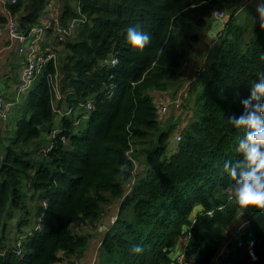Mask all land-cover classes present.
Segmentation results:
<instances>
[{"label": "trees", "instance_id": "1", "mask_svg": "<svg viewBox=\"0 0 264 264\" xmlns=\"http://www.w3.org/2000/svg\"><path fill=\"white\" fill-rule=\"evenodd\" d=\"M55 1L63 23L75 17L85 21L65 42L60 65L49 62L21 95L14 135L6 144L0 140V264H56L62 252L65 257L79 255L90 238L76 226L99 222L105 206L117 200V218L101 239L105 262L174 264L171 251L189 228L188 257H195L196 264H210L242 215L249 225L228 244L219 264H264V211L231 203L234 182L223 171L226 160L242 159L238 145L245 136V130L234 128L228 118L243 112L240 100L264 74V30L253 19L255 8L246 6L242 20H237L244 7L239 0ZM48 2L17 0L8 9L28 31ZM215 10L228 11V17L203 75L206 81L195 113L180 129L176 151L156 163L166 154L178 125L159 121L154 94L176 87L178 70ZM132 25L150 35L145 48L128 44L127 28ZM112 56L118 58L114 66L109 64ZM49 74L60 75L63 99L58 107L73 108L70 115L76 119L88 114L87 125L75 131V122L63 116L60 133L46 145L52 143L53 148L39 154L44 145H33V140L47 124L49 135L55 129L57 99ZM89 99L95 109L76 115ZM136 163L147 168L134 175ZM133 177L135 183L126 193ZM28 190L32 198L42 192L48 209L43 230L35 232L24 243L23 254L17 255L9 248L15 243L7 244L8 223L18 210L19 234L30 222ZM197 206L202 210L195 212ZM136 245L144 251L132 252Z\"/></svg>", "mask_w": 264, "mask_h": 264}, {"label": "built area", "instance_id": "2", "mask_svg": "<svg viewBox=\"0 0 264 264\" xmlns=\"http://www.w3.org/2000/svg\"><path fill=\"white\" fill-rule=\"evenodd\" d=\"M17 0H11L10 3H15ZM255 1V0H251ZM43 16L38 20V22L32 26L28 31H24L20 26L19 16L15 13H12L8 9V19L5 24H0V37L2 29H7L10 37L17 42V50L20 55L23 56L20 74H19V83L16 86L17 97H20L22 94L29 91L32 87V83L35 79L44 72L45 67L49 62H56L57 50L59 46L65 44L70 36L73 35L75 29L81 21H85L84 17H75L68 20L67 23H63L60 18L59 4L55 0H50L46 7L43 10ZM213 17L222 19L224 24L227 21L228 11L215 10L213 12ZM47 32H51L55 38V43L49 47H43L44 36ZM220 37V36H219ZM218 37V38H219ZM217 38V39H218ZM217 43V40H215ZM50 42V41H49ZM216 45V44H215ZM214 45V46H215ZM209 53V52H208ZM118 63V58L112 56L109 59V64L114 66ZM208 67V59L205 56L199 67L195 71L194 79H198L204 75ZM48 78L53 83V86L56 91L55 99H63V95L59 91V80L57 75L53 76L52 74L48 75ZM190 89L187 87L182 88L177 92L176 97L174 98L173 105L176 110H182V107L189 96ZM163 95L166 93H162ZM54 99V100H55ZM156 101V106L158 108L159 121L162 120V117L166 116L168 112V104L161 101V96H154ZM17 104V101L12 102L7 100L4 96L0 95V119L6 122L11 114L13 106ZM80 107L84 108L88 113L95 109V104L92 99H89L85 103H81ZM54 110L56 113L67 116L73 112V108L61 109L54 101ZM80 119L77 118L75 124L78 125ZM60 133L59 129H54L52 131V137H56ZM64 143H67L66 136L61 137ZM174 139L176 141L182 140V134L180 130L177 131ZM53 148V144L50 143L48 146L44 145L40 147L39 154H45L50 149ZM138 164L136 163V169L133 174L138 173ZM135 182V177L128 183L126 186L130 187ZM48 209V201L46 198L41 200V209L35 220L31 224H28L23 232L19 234L16 238L15 244L10 250L14 251L17 255L23 254L24 243L34 235L35 232H40L44 228V215L45 211ZM207 214L212 215L213 211L209 210ZM117 216L113 219V223L116 220ZM98 225V222L89 224L90 227ZM249 225V219L245 216L239 215L231 228L228 234L225 236L224 242L220 247L218 254L214 257L213 261L210 264H219L221 259L224 257L228 244L238 235H240ZM189 229V228H188ZM186 230V233L182 235L179 239L178 244L172 249L171 257L174 264H196L192 258H189L188 253V244L191 238L190 230ZM182 247L184 250L185 256H178L174 254V249ZM7 248V249H9ZM80 255V254H79ZM79 255L72 257H66L65 262L61 264H80ZM63 259V258H62ZM58 264V263H57Z\"/></svg>", "mask_w": 264, "mask_h": 264}, {"label": "clouds", "instance_id": "3", "mask_svg": "<svg viewBox=\"0 0 264 264\" xmlns=\"http://www.w3.org/2000/svg\"><path fill=\"white\" fill-rule=\"evenodd\" d=\"M253 19L264 30V0H255ZM150 39V35L139 25L127 28L126 40L134 49L145 48ZM260 59L264 60V54H261ZM240 103L243 112L238 117H229L228 123L234 128L245 130V136L238 145L242 159L235 163L226 160L223 171L234 182L231 187V203L241 209L255 208L264 211V74L252 83L247 97L242 98ZM143 251L140 245L132 248V252L136 254ZM173 251L175 255L185 256L182 247ZM252 258L256 259L254 254Z\"/></svg>", "mask_w": 264, "mask_h": 264}, {"label": "crops", "instance_id": "4", "mask_svg": "<svg viewBox=\"0 0 264 264\" xmlns=\"http://www.w3.org/2000/svg\"><path fill=\"white\" fill-rule=\"evenodd\" d=\"M10 1L11 0H0V24H5L8 19V4L10 3ZM239 1H240V4L244 6L243 8L249 5L251 6L252 4L251 0H239ZM210 25L211 23L202 32L200 40L197 43H195V46L192 49L191 55L189 56L187 62L178 70V82L176 84V87L164 95L158 92L154 94L156 96H161V101L168 104V112L166 116L164 117V121L162 122L160 121L161 123L165 124L167 120H171L173 123H177L178 127L182 126L183 123L180 122V119L177 118V112H176V109L174 108L173 101L178 91H180L184 87L189 88L191 91L192 85L196 83V81L198 80V79H194V75H195L196 69L199 67V65L205 58V54L209 52L208 50H209L211 40L208 37L207 32L210 28ZM54 43H55V38L53 34L51 32H47L44 36L43 47L44 48L49 47L53 45ZM17 48H18L17 42L14 41L10 37V35L7 32V29L3 28L1 32V37H0V95L4 96L7 100L12 101V102L19 101V97H17L16 86L19 83L20 68H21V64L23 60V56L18 53ZM210 55H209L208 60H210ZM55 104L59 105V102L57 101L55 102ZM15 106H13V109L15 108ZM60 108L65 110L67 109V106L65 104H62ZM190 111L191 109L189 110V112L185 113V116L183 117L184 119L185 117H188L189 119L190 117H192V114ZM80 112L85 114L86 111L85 110L77 111V109L75 110L76 115L80 114ZM87 116L88 114H85L83 117H87ZM3 122L4 121L0 119V124L2 125V127H0V133L2 134H4L3 132H5L4 130L5 128L3 127L4 125ZM184 125H187V122L184 123ZM50 138H52V134L47 137L48 141L50 140ZM140 165L141 167H140L139 172H141V169L143 168V164H140ZM119 204H120V201L117 200L111 205H106L102 220L99 221L100 227L99 228L94 227L97 230L92 231L89 234L84 233L88 235L90 239H89L88 247L84 251H82L79 255L81 264H97L98 251L96 249L99 243H101V239L103 236L102 228L105 229L104 225L107 224L108 217L110 219L111 215L118 213ZM197 207H196L197 209L195 210V212L202 210L201 206H197ZM82 226H86V225H82ZM82 226L76 227L77 232H79V229ZM60 256H61V259L62 258L63 259L59 261L58 263H62V262L66 263L65 262L66 257L64 256L63 252L60 253Z\"/></svg>", "mask_w": 264, "mask_h": 264}, {"label": "rangeland", "instance_id": "5", "mask_svg": "<svg viewBox=\"0 0 264 264\" xmlns=\"http://www.w3.org/2000/svg\"><path fill=\"white\" fill-rule=\"evenodd\" d=\"M251 6H247V8L249 7H252V8H255V2L254 1H251ZM247 8H243L241 10V12H239L238 14H236V18L237 20H242V14L244 12H246V9ZM211 40V43H210V46H209V53L205 54V56L207 57V59L209 58V55L211 53H213V51H215V40H217V38H210ZM58 52H57V58H56V63L58 65H60V58L64 55V53L66 52V49L64 48V44L62 46H59L58 47ZM211 56V55H210ZM209 61V60H208ZM58 77L60 78V75H58ZM37 79H35L32 83V86L36 83ZM206 81V76H202L200 78H198V80L196 81V83H194L191 87V91L189 92V96L187 98V100L185 101L183 107H182V110H176L177 112V118L180 119V122H182V126H179L177 127V130L174 132L173 136L170 137L169 139V145H168V149H167V152L164 156H162L160 159H158L156 161V163H160L161 161H163L164 159L166 158H170V156L176 151V147H177V144H178V141H176L174 139L176 133L178 130L182 129L183 127H185L186 125H184V123L187 122V124L189 123L188 121H190L193 117V114L195 113V110H196V107H197V104H198V100H199V97L201 96V93H202V90H203V87H204V83ZM21 99H22V96L19 97V101L17 102V104H15V108L13 110H11V114H10V117L9 119L6 121V122H3V127L5 128V132H3L4 134L0 133V140H6L5 141V144L7 143V140L9 139L10 136H13L14 135V132L16 130V123H17V119L18 117H20V109H21ZM187 102V103H186ZM191 109V114H192V117H190V119L188 117H185V119L183 118L185 116V113L186 112H189V110ZM80 111V110H85L83 109L82 107H78L77 111ZM19 113V114H18ZM62 115L56 113V115L54 116V128H61L62 127V123H61V119H62ZM165 117V116H164ZM164 117H162V121H164ZM68 118H70L72 120V122H75L76 121V116H72L69 114ZM188 119V120H187ZM187 120V121H186ZM168 121V120H167ZM166 121V122H167ZM165 122V123H166ZM75 125V123H73ZM164 124V123H162ZM86 125H87V117H81L80 118V123L78 125H75L74 127V130L75 131H83L85 128H86ZM51 125L47 124L46 126H44L43 128V132H42V135L41 137L39 138H36L33 140V145H37L38 143H43V145H47L48 143V139L47 137L49 136L47 130L48 128L50 127ZM0 127H2V125L0 124ZM7 138V139H6ZM140 167L141 165H138V173L140 171ZM147 168V165L145 163H143V168L141 169V172L144 171L145 169ZM136 180V178H135ZM135 183V182H134ZM132 186L133 184L130 186V187H125L126 188V193H128L131 189H132ZM24 190H26V186L24 185ZM31 195H33V193L28 190V195L27 197L25 198V202L26 204L28 205L29 207V210H30V222H28V224H31L33 222V220H35V216H37V214L39 213L40 209H41V206H40V202H41V199H42V192L38 193L36 195L35 198H32ZM25 213V212H24ZM21 211H16L15 214H14V217L13 219L8 223V231H7V244L8 245H12L15 243L16 241V238L19 236V232H18V229L16 228V225L18 223V221L20 220L21 218ZM107 216V215H105ZM117 216V214L115 213L114 215H111V218L109 219V217L107 218V224H105V229L102 228V232L104 230L107 229V227H109L112 223H113V219ZM194 216V215H193ZM26 224L25 226H23L22 228V232L24 231V229L26 228V226L28 225ZM77 227V226H76ZM96 228H99L100 227V224L98 222V225L94 226ZM94 227H90L89 225H86V226H82L80 229H79V233L82 232L83 234L84 233H91L92 231H95L97 229H95ZM100 246H101V243H99L98 247H97V251H98V261H97V264H101V260L103 261L102 264H112L111 262H105L104 260V254H102V250H100ZM79 262H80V257H79ZM58 264H61V263H58ZM81 264V262H80Z\"/></svg>", "mask_w": 264, "mask_h": 264}, {"label": "water", "instance_id": "6", "mask_svg": "<svg viewBox=\"0 0 264 264\" xmlns=\"http://www.w3.org/2000/svg\"><path fill=\"white\" fill-rule=\"evenodd\" d=\"M225 26H226V23L224 24L222 19L214 18L207 32L208 37L218 38L223 33Z\"/></svg>", "mask_w": 264, "mask_h": 264}]
</instances>
